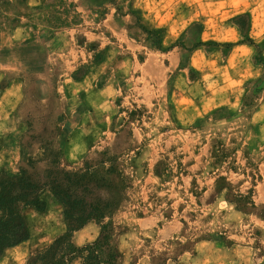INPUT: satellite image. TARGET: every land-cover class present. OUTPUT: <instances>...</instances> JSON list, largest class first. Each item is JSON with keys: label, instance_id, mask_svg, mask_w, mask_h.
Returning <instances> with one entry per match:
<instances>
[{"label": "rangeland", "instance_id": "rangeland-1", "mask_svg": "<svg viewBox=\"0 0 264 264\" xmlns=\"http://www.w3.org/2000/svg\"><path fill=\"white\" fill-rule=\"evenodd\" d=\"M57 157L112 202L121 264H264V0H0V171ZM42 197L0 264L65 225Z\"/></svg>", "mask_w": 264, "mask_h": 264}, {"label": "trees", "instance_id": "trees-1", "mask_svg": "<svg viewBox=\"0 0 264 264\" xmlns=\"http://www.w3.org/2000/svg\"><path fill=\"white\" fill-rule=\"evenodd\" d=\"M248 41L255 43L252 39ZM47 163L45 173H31L21 166L17 172L0 171V255L6 248L30 238L31 226L23 209L44 210L46 200L42 195L49 192L63 205L67 228L49 244L32 251L25 264H71L76 258H80L82 264H121L115 251L117 246L113 243L112 202L106 198L88 200L93 192L80 169H68L61 165L58 157L47 160ZM106 183L107 180L97 185L96 190L105 187ZM106 217H109L108 221H104ZM90 221L99 225L98 236L93 241L77 245L73 240L75 231Z\"/></svg>", "mask_w": 264, "mask_h": 264}, {"label": "crops", "instance_id": "crops-1", "mask_svg": "<svg viewBox=\"0 0 264 264\" xmlns=\"http://www.w3.org/2000/svg\"><path fill=\"white\" fill-rule=\"evenodd\" d=\"M241 49L247 50V49H249V47L247 44H243V43H238L234 46V51L235 50L240 51ZM171 57H172V55H168L167 59H170V61H171ZM162 60L165 61L166 59H164V57H163ZM171 66H172V62H168V66H166V67L170 69ZM235 78H236L235 79L236 83L242 80L240 77L239 78L235 77ZM155 82H156L155 86H157L158 83L161 82L160 78L156 77ZM157 90L158 89H155L154 91L150 90L149 93L147 94V96L145 95L146 98H145L144 102H150V103L154 104L156 102V100L161 99V97L163 95L162 91L160 90L161 91V93H160V91L157 92ZM162 90H163V88H162ZM187 90L188 89L178 91V95H176V94H173L174 90L172 89V87H170V89H168V94H165L166 95L165 99H169V102L173 101L175 103L176 109H178V110H179V108L185 109V111H181V112H184V114H186L189 111H192L191 110L192 106H190L188 103L194 104L195 110L201 111L202 110L201 108L204 109V107H202V106H204V98L205 97L203 98V100H201L199 98L198 93H195V94H193L192 92L189 93V90L188 91ZM164 92L166 93L165 90H164ZM175 92H177V91H175ZM174 95H175V98H174ZM106 102H107V100H105V98L104 99L102 98L100 108L102 107L103 103H106ZM97 108H99V107H97ZM148 220H149V216L141 217V222H145ZM66 228H67L66 223L64 226H62L61 223L60 224L57 223L55 229L56 230L60 229V230L56 232V235L54 236V238L57 237L58 235L62 234L66 230ZM99 232H100L99 225L95 221H90L85 226H83L79 230L75 231L73 240L77 245H83L87 242L93 241L98 236ZM31 235H32V232H31ZM30 238H31V236H30ZM54 238H52L45 245L49 244ZM28 240H26V241H28ZM26 241H24V242H26ZM24 242H22L16 246L6 248L4 250V252L0 255V259L4 255L6 250L16 248V247L20 246L21 244H23ZM44 246H42V247H44ZM42 247H40V248H42ZM18 259L19 260H13L14 261L13 264H21L22 258L19 257ZM71 264H82V261L80 258H76Z\"/></svg>", "mask_w": 264, "mask_h": 264}, {"label": "bare ground", "instance_id": "bare-ground-1", "mask_svg": "<svg viewBox=\"0 0 264 264\" xmlns=\"http://www.w3.org/2000/svg\"><path fill=\"white\" fill-rule=\"evenodd\" d=\"M7 258H8V257H7ZM18 258H19V256H17V257L15 256L14 259H13V258H12V259H13V260H19Z\"/></svg>", "mask_w": 264, "mask_h": 264}]
</instances>
